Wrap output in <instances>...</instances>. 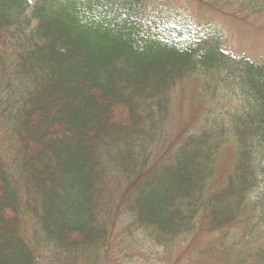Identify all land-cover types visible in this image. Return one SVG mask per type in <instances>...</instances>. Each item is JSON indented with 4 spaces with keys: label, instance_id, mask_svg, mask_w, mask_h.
<instances>
[{
    "label": "trees",
    "instance_id": "obj_1",
    "mask_svg": "<svg viewBox=\"0 0 264 264\" xmlns=\"http://www.w3.org/2000/svg\"><path fill=\"white\" fill-rule=\"evenodd\" d=\"M149 4L0 0V264H110L124 223L169 248L264 214V62ZM188 75L242 102L157 151Z\"/></svg>",
    "mask_w": 264,
    "mask_h": 264
},
{
    "label": "rangeland",
    "instance_id": "obj_2",
    "mask_svg": "<svg viewBox=\"0 0 264 264\" xmlns=\"http://www.w3.org/2000/svg\"><path fill=\"white\" fill-rule=\"evenodd\" d=\"M149 1L147 15L166 8L174 10L175 17L186 16L197 26L215 25L222 31L224 49L243 54L255 62H264V0ZM202 83L201 76L188 75L171 91L170 127L157 144V151L163 149L162 146L178 129H192L202 116L222 115L226 108H235L242 102L239 96L226 89L207 95L202 91ZM234 157L232 143L222 148L218 163L221 177L231 171ZM263 197L264 177H261L251 200L259 202ZM260 212L262 210L257 208L248 218L222 230L204 232L193 239L182 236L169 248L155 245L142 230L127 227L128 223L121 224L116 232L121 239H117L110 264H255V253L262 250L261 258L264 257V216Z\"/></svg>",
    "mask_w": 264,
    "mask_h": 264
}]
</instances>
